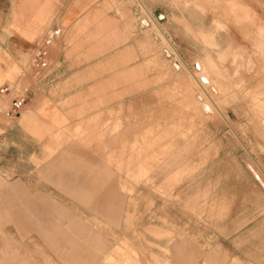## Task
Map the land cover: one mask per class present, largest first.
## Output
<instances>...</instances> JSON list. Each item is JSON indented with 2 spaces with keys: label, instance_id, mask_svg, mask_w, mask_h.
I'll use <instances>...</instances> for the list:
<instances>
[{
  "label": "rangeland",
  "instance_id": "rangeland-1",
  "mask_svg": "<svg viewBox=\"0 0 264 264\" xmlns=\"http://www.w3.org/2000/svg\"><path fill=\"white\" fill-rule=\"evenodd\" d=\"M41 2L83 71L0 100V264H264V0Z\"/></svg>",
  "mask_w": 264,
  "mask_h": 264
},
{
  "label": "crops",
  "instance_id": "crops-1",
  "mask_svg": "<svg viewBox=\"0 0 264 264\" xmlns=\"http://www.w3.org/2000/svg\"><path fill=\"white\" fill-rule=\"evenodd\" d=\"M0 0V87H28V100L33 106L36 97L45 96L46 91L65 82L62 74L74 73L82 69L73 67V61L79 56L76 46L74 25L82 17L54 16L46 28L45 3L40 0ZM59 13L61 2L59 3ZM55 8V5H54ZM50 27H60L61 35L50 48V64L41 76L35 77L27 66L29 55L35 46L40 30L45 32ZM83 71V70H82ZM37 85V92L31 86ZM13 94L5 93L0 100L8 102ZM48 98L49 104L54 101ZM26 100V102L28 101ZM26 104V103H25ZM16 117V116H15ZM9 131L1 129L0 142L6 140Z\"/></svg>",
  "mask_w": 264,
  "mask_h": 264
},
{
  "label": "built area",
  "instance_id": "built-area-1",
  "mask_svg": "<svg viewBox=\"0 0 264 264\" xmlns=\"http://www.w3.org/2000/svg\"><path fill=\"white\" fill-rule=\"evenodd\" d=\"M60 27L48 28L33 47L27 62L29 70L35 77L41 76L50 64V48L54 41L61 35ZM12 93L13 96L8 102L4 114L8 117H15L28 98V87H0V96L5 93Z\"/></svg>",
  "mask_w": 264,
  "mask_h": 264
},
{
  "label": "bare ground",
  "instance_id": "bare-ground-1",
  "mask_svg": "<svg viewBox=\"0 0 264 264\" xmlns=\"http://www.w3.org/2000/svg\"><path fill=\"white\" fill-rule=\"evenodd\" d=\"M261 42V41H260ZM200 77H201V75H200ZM206 77V76H205ZM202 78V77H201ZM203 83V82H202ZM205 84V83H204ZM211 110V109H210ZM215 110V109H214Z\"/></svg>",
  "mask_w": 264,
  "mask_h": 264
}]
</instances>
